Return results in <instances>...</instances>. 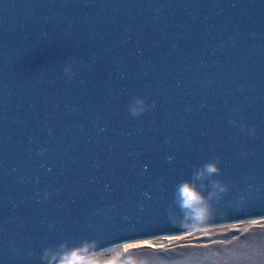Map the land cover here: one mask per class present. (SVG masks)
I'll return each mask as SVG.
<instances>
[{"label": "water", "instance_id": "1", "mask_svg": "<svg viewBox=\"0 0 264 264\" xmlns=\"http://www.w3.org/2000/svg\"><path fill=\"white\" fill-rule=\"evenodd\" d=\"M214 158L201 227L264 218V0H0V264L195 230L169 205Z\"/></svg>", "mask_w": 264, "mask_h": 264}, {"label": "clouds", "instance_id": "2", "mask_svg": "<svg viewBox=\"0 0 264 264\" xmlns=\"http://www.w3.org/2000/svg\"><path fill=\"white\" fill-rule=\"evenodd\" d=\"M71 66L65 67L69 72ZM142 97H133L129 112L139 116L148 110ZM221 169L219 158L210 159L196 167L190 179L181 180L175 187L173 204L169 205V218L185 229H196L206 224L214 215V201L227 191V184L218 176ZM205 189L207 192L205 194ZM178 209V212H177ZM40 264H143L131 254L129 246L114 243L101 247L96 239L85 238L70 244L61 240L46 246L40 255Z\"/></svg>", "mask_w": 264, "mask_h": 264}, {"label": "rangeland", "instance_id": "3", "mask_svg": "<svg viewBox=\"0 0 264 264\" xmlns=\"http://www.w3.org/2000/svg\"><path fill=\"white\" fill-rule=\"evenodd\" d=\"M145 242L122 244L131 245V254L143 264H264V218L201 227Z\"/></svg>", "mask_w": 264, "mask_h": 264}, {"label": "bare ground", "instance_id": "4", "mask_svg": "<svg viewBox=\"0 0 264 264\" xmlns=\"http://www.w3.org/2000/svg\"><path fill=\"white\" fill-rule=\"evenodd\" d=\"M145 241H148V240H140V241H137V243H138V242H142V243H143V242H145ZM130 242H135V243H136V241H130ZM126 243H127V242H126ZM145 243H146V242H145Z\"/></svg>", "mask_w": 264, "mask_h": 264}, {"label": "snow or ice", "instance_id": "5", "mask_svg": "<svg viewBox=\"0 0 264 264\" xmlns=\"http://www.w3.org/2000/svg\"><path fill=\"white\" fill-rule=\"evenodd\" d=\"M129 247H131V245H129Z\"/></svg>", "mask_w": 264, "mask_h": 264}, {"label": "trees", "instance_id": "6", "mask_svg": "<svg viewBox=\"0 0 264 264\" xmlns=\"http://www.w3.org/2000/svg\"><path fill=\"white\" fill-rule=\"evenodd\" d=\"M238 255H236L235 257H237Z\"/></svg>", "mask_w": 264, "mask_h": 264}]
</instances>
